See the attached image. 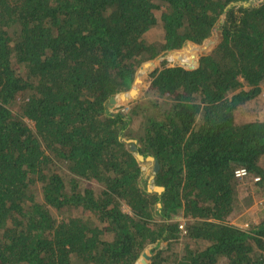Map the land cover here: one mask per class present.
Here are the masks:
<instances>
[{"label":"trees","instance_id":"obj_1","mask_svg":"<svg viewBox=\"0 0 264 264\" xmlns=\"http://www.w3.org/2000/svg\"><path fill=\"white\" fill-rule=\"evenodd\" d=\"M249 1L0 0V264H264V208L231 223L264 188V118H237L264 93V2L230 8ZM210 40L152 71L138 129L112 107Z\"/></svg>","mask_w":264,"mask_h":264},{"label":"rangeland","instance_id":"obj_2","mask_svg":"<svg viewBox=\"0 0 264 264\" xmlns=\"http://www.w3.org/2000/svg\"><path fill=\"white\" fill-rule=\"evenodd\" d=\"M263 2L264 0H250L247 3H252V5H260ZM247 3H235L236 5H232L230 8L237 9L240 5L243 4L247 6ZM162 36V27L158 25L157 27L150 30L145 37L148 41H155L160 40ZM213 40H210L203 47L188 45L182 50L166 53L158 57L157 59L150 61L146 65H143L138 71L137 79L132 89L128 92L118 95L117 98L113 99L112 107H121L124 105L125 113H129L132 111L137 112L132 128L138 129L142 120L144 110H147L145 114L151 113V101H159V99H156L157 96H151L147 94L148 87L151 82L150 74L152 73V71H154L158 67H161L163 63H167L169 64V66L175 64H184L191 67L194 66L197 62L198 53L211 45L213 43ZM257 114H259L261 118H264V93L261 95V97L258 98V100L241 106L240 110L237 113V118L239 121H242L244 119L254 118ZM28 123L34 128V124L31 121H28ZM127 141L131 144H137V140L134 139H129ZM142 167L144 170V176L149 180V188L153 189L151 179L155 173L154 161L144 160L142 161ZM254 192L255 188L252 179H245L241 181L240 198L243 202H246L247 198H249V195L254 194ZM263 208L264 188H259L258 192L255 194L253 204L250 207H246L245 209L237 212L232 218L231 223L246 228L250 222H254L258 219V214L263 210ZM126 211H129V209L126 208ZM145 253L151 256L150 251H146ZM142 260H144V262L146 263L148 262V259L142 256L137 264H142Z\"/></svg>","mask_w":264,"mask_h":264},{"label":"water","instance_id":"obj_3","mask_svg":"<svg viewBox=\"0 0 264 264\" xmlns=\"http://www.w3.org/2000/svg\"><path fill=\"white\" fill-rule=\"evenodd\" d=\"M232 5H236V4L234 3ZM132 150H134V151L137 150V146L135 144H132ZM137 157L141 161H144V160L154 161L155 172H157L160 169V164H159L158 160L155 159L153 156H150V157L145 158L143 155H141V154L138 153ZM153 178H154V176L152 177V179ZM153 190L158 191V192L161 193L164 190V188L163 187L156 186L153 189H151L150 191H153ZM143 256L146 257L148 260H150V258H151V256L147 255L146 253H144Z\"/></svg>","mask_w":264,"mask_h":264},{"label":"built area","instance_id":"obj_4","mask_svg":"<svg viewBox=\"0 0 264 264\" xmlns=\"http://www.w3.org/2000/svg\"><path fill=\"white\" fill-rule=\"evenodd\" d=\"M236 177L239 179V180H243V179H246V178H249L251 177V174L250 172L246 169V168H239L236 173H235ZM260 177H254V181L255 182H258L260 181ZM181 228H183L184 226L181 225L180 226Z\"/></svg>","mask_w":264,"mask_h":264},{"label":"crops","instance_id":"obj_5","mask_svg":"<svg viewBox=\"0 0 264 264\" xmlns=\"http://www.w3.org/2000/svg\"><path fill=\"white\" fill-rule=\"evenodd\" d=\"M244 3H247V2H244ZM243 5H244V4H243ZM250 5H252V3H250V4L247 3V6H250ZM245 6H246V5H245Z\"/></svg>","mask_w":264,"mask_h":264}]
</instances>
